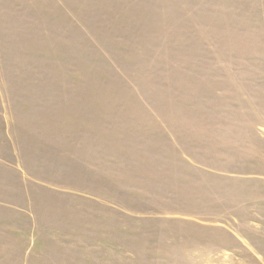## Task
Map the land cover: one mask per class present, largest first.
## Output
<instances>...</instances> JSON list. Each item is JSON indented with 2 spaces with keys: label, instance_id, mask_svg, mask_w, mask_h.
Here are the masks:
<instances>
[{
  "label": "rangeland",
  "instance_id": "rangeland-1",
  "mask_svg": "<svg viewBox=\"0 0 264 264\" xmlns=\"http://www.w3.org/2000/svg\"><path fill=\"white\" fill-rule=\"evenodd\" d=\"M0 264H264V0H0Z\"/></svg>",
  "mask_w": 264,
  "mask_h": 264
},
{
  "label": "crops",
  "instance_id": "crops-1",
  "mask_svg": "<svg viewBox=\"0 0 264 264\" xmlns=\"http://www.w3.org/2000/svg\"><path fill=\"white\" fill-rule=\"evenodd\" d=\"M35 235H37V233H36V231H35V229L33 230V232H32V237H35Z\"/></svg>",
  "mask_w": 264,
  "mask_h": 264
}]
</instances>
